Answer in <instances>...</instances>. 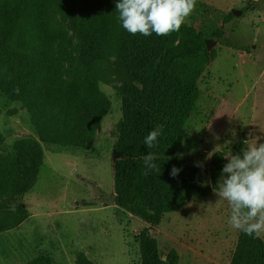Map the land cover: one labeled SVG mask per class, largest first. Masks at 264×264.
Instances as JSON below:
<instances>
[{
	"label": "rangeland",
	"instance_id": "obj_1",
	"mask_svg": "<svg viewBox=\"0 0 264 264\" xmlns=\"http://www.w3.org/2000/svg\"><path fill=\"white\" fill-rule=\"evenodd\" d=\"M70 1L84 33L113 34L119 0ZM72 12L67 0H0V36L13 35L18 19L25 24L22 53L11 43L4 63L6 79L14 85L16 75L26 86L7 103L0 97V264H141L138 237L146 227L164 259L176 249L179 264H232L242 231L229 225L231 207L219 189L164 214L159 225L111 202L122 82L106 80L103 66L77 64L74 37L81 29L74 32ZM186 22L218 40L199 87L225 96L232 110L241 102L219 140L196 136L201 126L211 135L221 121L208 116L219 97H204L186 122L188 137L176 157L196 165L203 185H211L216 151L227 159L238 143H264V0H197ZM61 29L69 36L65 52L58 50ZM31 87L42 96L30 97Z\"/></svg>",
	"mask_w": 264,
	"mask_h": 264
},
{
	"label": "trees",
	"instance_id": "obj_2",
	"mask_svg": "<svg viewBox=\"0 0 264 264\" xmlns=\"http://www.w3.org/2000/svg\"><path fill=\"white\" fill-rule=\"evenodd\" d=\"M67 2L72 6L74 32L81 29L74 37L77 64L94 69L103 66L108 77L106 80L114 77L122 82L118 92L123 100V117L118 125L119 137L113 151L116 203L151 225H159L164 214L183 208L193 197L208 196L219 189L218 181L228 162L224 152L216 151L212 156L211 185H203L196 165L176 157L188 137L186 122L200 98L198 82L217 53L212 51L209 56L204 34L187 22L178 32L167 36L125 34L121 33L118 12L112 27L113 34L105 35L100 30L84 33L83 21L75 16V2ZM231 18L233 14L229 13L227 20ZM61 26L63 28V24ZM24 27V22L18 19L13 26V35L0 36V97L6 103L13 99L11 95L16 97L23 90L26 92L20 78L14 75L15 83L12 85L4 72L12 44L19 46L24 42L19 34L23 33ZM118 33L121 36H117ZM68 37L61 29L59 51L67 50ZM216 37L222 38L223 32L217 31ZM18 51L21 54L22 47ZM32 57L37 60L35 48ZM16 88H19V94L14 91ZM29 95L41 97L42 92L31 87ZM158 125H163V133L157 138L156 146L148 148L144 144L145 137ZM4 141L5 137L0 133V143ZM242 149H246L245 143L236 144V154L242 156ZM148 153L157 157L155 163L160 172L153 171L144 176L143 157ZM173 166L180 169L175 177L170 175ZM20 208L23 210L22 206ZM25 218L23 214L10 219L9 225L14 227ZM138 239L141 264H179L180 256L176 249H171L165 259L161 256L159 243L151 235L150 227L144 228ZM232 264H264V240L242 231Z\"/></svg>",
	"mask_w": 264,
	"mask_h": 264
},
{
	"label": "clouds",
	"instance_id": "obj_3",
	"mask_svg": "<svg viewBox=\"0 0 264 264\" xmlns=\"http://www.w3.org/2000/svg\"><path fill=\"white\" fill-rule=\"evenodd\" d=\"M197 0H119L116 10L122 27L130 34L167 36L178 32L194 11ZM19 94V88L14 89ZM163 133L158 125L145 137L144 144L153 148ZM244 141L243 155H230L224 165L219 190L216 194L231 207L229 225L248 236L259 237L264 232V143ZM157 157L148 153L143 157L142 175L160 172ZM171 159V158H169ZM180 169L173 166L170 175L175 177Z\"/></svg>",
	"mask_w": 264,
	"mask_h": 264
},
{
	"label": "crops",
	"instance_id": "obj_4",
	"mask_svg": "<svg viewBox=\"0 0 264 264\" xmlns=\"http://www.w3.org/2000/svg\"><path fill=\"white\" fill-rule=\"evenodd\" d=\"M239 56L241 57H245L246 54L245 53H242L241 51L239 52ZM216 59V58H215ZM214 59V60H215ZM213 59L210 60L209 64L207 65L206 67V73L209 74L210 72V64L212 63ZM205 73V72H204ZM211 73V72H210ZM201 89V88H200ZM250 93H248L246 95V97H249ZM204 97H219V100H218V104L219 106H217L215 109H212V112L209 113L208 116H213V117H216V118H219L221 119L220 122L216 123L212 129V133L211 135L208 133L209 132V129H206V127H200V131L196 134V136H199V135H202L204 136L205 138L201 139V140H206L208 138L211 137H216L215 140H219L220 137L225 133L226 131V124L229 123L231 120H232V117H234L235 115V111H237L240 106H241V102L236 106V108H234L232 110L231 108V105H228V103L225 101V99H223V97L225 96H222L221 94H217L216 92H214V90L211 88H208V89H201V94H200V98L198 99L197 103H196V106L203 104L205 102V99ZM202 98V99H201ZM206 103V102H205ZM204 105V104H203ZM231 111V112H230ZM227 113H230V114H227ZM227 114V116H226ZM230 118V119H229ZM228 119V120H227ZM232 123V122H231ZM226 125V126H225ZM191 134V133H190ZM191 136V135H190ZM208 136V137H207ZM201 137V136H200ZM207 137V138H206ZM214 139V138H213Z\"/></svg>",
	"mask_w": 264,
	"mask_h": 264
},
{
	"label": "water",
	"instance_id": "obj_5",
	"mask_svg": "<svg viewBox=\"0 0 264 264\" xmlns=\"http://www.w3.org/2000/svg\"><path fill=\"white\" fill-rule=\"evenodd\" d=\"M234 14L237 16V15H240L241 12L234 11ZM205 42H206V45H207V49L209 51L212 50L213 47H215L218 44V40H214L213 38H206ZM111 202H116V196L112 197Z\"/></svg>",
	"mask_w": 264,
	"mask_h": 264
}]
</instances>
